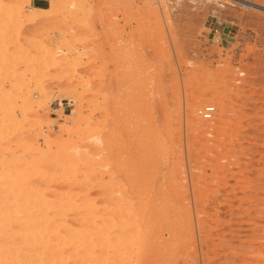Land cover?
I'll return each mask as SVG.
<instances>
[{"label":"rangeland","instance_id":"374dc122","mask_svg":"<svg viewBox=\"0 0 264 264\" xmlns=\"http://www.w3.org/2000/svg\"><path fill=\"white\" fill-rule=\"evenodd\" d=\"M162 252L264 264V0H0V264Z\"/></svg>","mask_w":264,"mask_h":264},{"label":"bare ground","instance_id":"6f19581e","mask_svg":"<svg viewBox=\"0 0 264 264\" xmlns=\"http://www.w3.org/2000/svg\"><path fill=\"white\" fill-rule=\"evenodd\" d=\"M70 3H71V2H70ZM52 5H53V4H52ZM157 117H158V116H157ZM156 120H157V119H156ZM143 123H144V122H143ZM141 125H142V124H141ZM145 125H146V124H145ZM150 125H151V124H150ZM148 126H149V125H148ZM143 128H144V127H143ZM147 128H148V127H147ZM148 129H149V128H148ZM151 129H152V128H151ZM139 130H140V129H139ZM151 131H152V130H151ZM141 134H142V133H141ZM145 134H146V133H145ZM139 135H140V133H139ZM137 136H138V135H137ZM143 136H144V135H143ZM143 136H142V137H143ZM146 136H147V135H146ZM146 136H145V137H146ZM160 136H161V135H160ZM156 137H158V136H156ZM140 138H141V137H140ZM150 138H151V137H150ZM138 139H139V138H138ZM139 140H140V139H139ZM148 140H149V139H148ZM151 140H154V139H151ZM159 140H160V139H159ZM137 141H138V140H137ZM135 142H136V141H135ZM147 142H148V141H147ZM150 142H151V141H150ZM155 142H156V141H155ZM159 142H160V141H159ZM137 143H138V142H137ZM153 143H154V142H153ZM157 143H158V141H157ZM108 144H109V143H108ZM135 144H136V143H135ZM109 145H110V144H109ZM133 145H134V144H133ZM146 145H147V144H146V138H144V139H142V141H139V143L136 144V145L133 147V149H134L133 151H135V152H134L135 155L132 153V154L134 155V157H135L134 160L136 159L137 161H139V159H141L140 156H143V155L146 156V155L148 154V153L146 154V148H147ZM152 145H156V144H152ZM158 145H159V144H158ZM112 146H113V145H112ZM106 147H107V146H106ZM106 147H105V149H106ZM109 147H110V146H109ZM113 147H114V146H113ZM125 147H126V146H125ZM125 147H124V148H125ZM151 147H152V146H151ZM157 148H158V147H157ZM157 148L155 149V151L157 150ZM102 149H104V148H102ZM102 149H101V150H102ZM105 149H104L103 151H105ZM110 149H111V148H110ZM114 149H115V148H114ZM129 149H130V148H129ZM107 150H108V149H107ZM115 150H116V149H115ZM153 150H154V147H153ZM153 150H152V151H153ZM160 150H161V149H160ZM160 150H159V151H160ZM108 151H109V150H108ZM131 151H132V150H131ZM150 151H151V150H150ZM152 151H151V152H152ZM155 151H153V152H155ZM100 152H102V151H100ZM105 152H106V151H105ZM105 152H103V153H105ZM109 152H111V151H109ZM121 152H122V151H121ZM168 152H170V151H168ZM115 153H117V152H115ZM140 153H141V155H140ZM160 153H161V152H160ZM164 153H165V151H164ZM153 154H155V153H153ZM157 154H158V153H157ZM166 154H167V153H166ZM170 154H171V153H170ZM113 155H114V154H113ZM113 155H112V156H113ZM130 155H131V154H130ZM163 155H164V154H163ZM163 155L161 156L162 158L164 157ZM104 156H106V155H104ZM110 156H111V155H110ZM144 156H143V157H144ZM149 156H150V155H149ZM114 157H115V155H114ZM154 157H155V156H154ZM148 158H149V157H148ZM170 158H171V157H170ZM104 159H105V158H104ZM104 159H103V160H104ZM110 159L112 160V158H110ZM172 159H173V158H172ZM136 160H135V161H136ZM148 160H149V159H148ZM167 160H168V159H167ZM167 160H166V161H167ZM104 161H105V160H104ZM130 161H131V160H130ZM132 161H133V160H132ZM140 161H141V160H140ZM142 161H143V160H142ZM114 163H115V162H114ZM131 163H133V162H131ZM144 163H145V162H144ZM166 163H167V162H165V164H166ZM112 164H113V163H112ZM170 164H171V163H170ZM171 166H172V165H171ZM111 167H113V166H111ZM141 167H142V166H141ZM166 167H167V164H166ZM173 167H174V166H173ZM115 168H116V167H115ZM167 169H168V168H167ZM171 169H173V168H171ZM110 170H111L110 172L113 171L111 168H110ZM140 170H141V169H140ZM148 170H149V169H148ZM148 170H147V172H148ZM153 170H154V169H153ZM116 171H117V170H116ZM126 171H127V170H126ZM141 171H142V170H141ZM149 171H151V170H149ZM163 171H165V170H163ZM172 171H173V170H172ZM142 172H143V171H142ZM159 172H160V171H159ZM166 172H167V171H166ZM166 172H164V173L166 174ZM103 173H104V172H103ZM117 173H118V172H117ZM150 173H151V172H150ZM150 173H149V174H150ZM160 173H163V172H160ZM119 174H120V173H119ZM124 174H125V173H124ZM129 174H131V173L129 172ZM149 174H148V176L151 175V174H150V175H149ZM172 174H173V173H172ZM116 175H117V174H116ZM137 175H138V174H137ZM154 175H155V174H154ZM117 176H118V175H117ZM135 176H136V175H135ZM135 176H134V177H135ZM148 176H147V177H148ZM157 176H160V175L158 174ZM157 176L155 175V179H153V180L158 179ZM161 176H163V175L161 174ZM140 177H141V176H140ZM153 177H154V176H153ZM164 178H165V177H164ZM166 178H167V177H166ZM169 178L171 179V177H169ZM145 179H146V178H145ZM151 179H152V178H151ZM159 179H160V178H159ZM159 179H158V181H165V180L163 179V177H161L160 180H159ZM162 179H163V180H162ZM132 180H133V179H132ZM136 180H137V179H136ZM136 180H135V181H136ZM149 181H150V180H149ZM125 182H126V181H125ZM130 182H131V181H130ZM130 182H129V183H130ZM147 182H148V181H147ZM151 182H152V181H151ZM156 182H157V181H156ZM135 183L140 184V183H143V182H142V180L139 179V181H137V182H135ZM154 183H155V181H154ZM159 183H160V182H159ZM159 183L157 182L158 186H160ZM161 183H163V182H161ZM143 184H144V183H143ZM148 184H149V183H148ZM132 185H133V184H132ZM162 185H163V184H162ZM162 185H161V187H162ZM138 186H139V185H138ZM151 187H152V186H151ZM161 187H160V188H161ZM164 187H165V186H164ZM145 188H146V187H145ZM149 188H150V187H149ZM152 188H153V187H152ZM157 188H159V187H157ZM130 189H131V188H130ZM166 190H168V189H166ZM166 190H165V191H166ZM159 191H160V190H158V192H159ZM162 191L164 192V189H163ZM173 192H174V191H173ZM175 193H176V192H175ZM157 194H158V193H157ZM157 194H156V195H157ZM159 194H160V193H159ZM162 194H163V193H162ZM172 194H173V193H172ZM132 195H133V194H132ZM136 195H137V194H136ZM136 195H135V196L133 195V196L136 197ZM153 195H154V194H153ZM167 195H168V194H167ZM173 195H174V194H173ZM130 196H131V195H130ZM133 196H131V197H133ZM161 196L164 197V195H161V194H160L159 197H161ZM150 197H151V196H150ZM155 197H156V196H155ZM157 197H158V196H157ZM165 197H166V196H165ZM167 197H168V196H167ZM136 198H138V197H136ZM138 199H139V198H138ZM118 200H119V199H118ZM118 200H117V202H118ZM134 201H135V200H134ZM151 201L153 202L154 200L151 198V200H150L149 202H151ZM117 202H116V203H117ZM105 203H106V202H105ZM121 203H122V202H121ZM137 203H138V202H137ZM146 203H147V202H146ZM106 204H107V203H106ZM129 204H130V203H129ZM133 204H134V203H133ZM114 205H115V204H114ZM149 205H150V204H149ZM111 206H112V205H111ZM112 207H113V206H112ZM122 207H123V206H122ZM136 207H137V206H136ZM138 207H139V205H138ZM138 207H137V208H138ZM140 208H141V207H140ZM144 208H145V206H144ZM172 209H174V208H172ZM175 209H176V208H175ZM173 211H174V210H173ZM137 212H138V211H137ZM146 212H147V211H146ZM138 213H139V212H138ZM146 214H147V213H146ZM141 215H142V214H141ZM147 219H148V218H147ZM148 221H149V220H148ZM140 222H141V221H140ZM146 222H147V221H146ZM103 223H104V222H103ZM165 223H166V222H165ZM133 224H134V223H133ZM139 224H140V225H138V226H142L143 222H142V224H141V223H139ZM151 224H152V223H151ZM131 225H132V224H131ZM160 225H161V224H160ZM148 226H149V225H147V227H148ZM168 226H171V225H168ZM172 226H173V225H172ZM113 227H114V226H113ZM117 227H118V226H117ZM122 227H123V225H122ZM135 227H136V226H135ZM149 227H150V226H149ZM173 227H175V224H174ZM173 227H172V228H173ZM127 228H128V227H127ZM115 229H116V228H115ZM115 229H114V230H115ZM125 229H126V228H125ZM125 229H123V228H121V227H120V228H117V230H116V231H117V234L115 233L116 235H114V236H118V237H117V239H118L119 236H122L121 234H122L123 232H125V231L128 230V229H127V230H125ZM140 229H141V228H140ZM164 230H166V231L169 233V235L174 234L170 228H168V227H163L161 230H159V231H157V232L155 231V232H156L155 234L152 233V234H154V235H153V237H154L153 239L156 240V242H160V243H161V240H163L162 242L165 241V240H164V239H165V238H164V232L166 233V231H164ZM103 231H104V226H103ZM130 231H131V230H130ZM111 232H113V231L111 230ZM114 232H115V231H114ZM137 232H138V231H137ZM180 232H181V231H180ZM37 233H38V232H37ZM37 233H35V234H37ZM175 233H176V232H175ZM175 235H176V234H175ZM175 235H173V236H175ZM179 235H180V234H179ZM167 236H168V235H167ZM167 236H166V237H167ZM168 237H169V236H168ZM171 237H172V235H171ZM171 237H170V239H171ZM112 238H113V237H112ZM147 238L149 239V237H147ZM24 239H25V238H24ZM55 239H56V238H55ZM117 239L115 238L116 243L118 242ZM153 239H152V240L149 239V241H152L153 243L151 242V244L154 246V244L156 245V243L154 242ZM166 239H167V238H166ZM168 239H169V238H168ZM176 239H177V238H175L173 241L175 242ZM182 239H183V238H182ZM182 239H181V240H182ZM185 239H186V238H185ZM185 239H184V240H185ZM115 240H114V241H115ZM139 240H140V239H139ZM114 241H113V242H114ZM144 241H145V240H144ZM149 241L147 242V240H146L145 242H147L148 245H150V244H149ZM178 241H179V240H178ZM136 242H137V240H136ZM140 242H141V241H140ZM165 242H166V241H165ZM171 242H172V241H171ZM179 242H180V241H179ZM187 242H188V241H187ZM56 243H57V242H56ZM108 243H109V242H108ZM134 243H135V242H134ZM141 243H142V242H141ZM141 243L139 244V241H138V244H139V245L137 244L138 247L141 246ZM109 244H110V243H109ZM114 244H115V243H114ZM142 244H143V243H142ZM144 244H145V243H144ZM162 244H163V243H162ZM145 245H146V244H145ZM157 245H158V244H157ZM160 245H161V244H160ZM160 245H159V246H160ZM135 246H136V244H135ZM165 246H166V243H165ZM138 247H137V248L135 247V248L138 249ZM148 247H152V246H148ZM161 247H162V246H161ZM163 247H164V246H163ZM163 247H162V248H163ZM167 247H170V246L168 245ZM51 248H52V247H51ZM140 248H141V247H140ZM146 248H147V247H146ZM148 249H149V248H148ZM158 249H159V248H158ZM168 249H169V248H168ZM171 249H172V246H171ZM166 250H167V249H166ZM147 251H148V250H147ZM152 251H153V250H152ZM168 251H169V250H168ZM163 252H164V251H163ZM163 252L160 253V254H158V255H156V256H155L154 254L151 255V254H152V253H151V254H150V255H151V258L149 257V260L147 259V261L150 262V264H151V263H152V264H157V263H160V262H164V261H165L166 259H168L169 257L167 258V257H166L167 254L165 255V253L163 254ZM148 254H149V253H148ZM155 254H157V253H155ZM150 255H149V256H150ZM168 255H169V254H168ZM147 258H148V256H147ZM147 261H146V262H147ZM147 264H149V263H147Z\"/></svg>","mask_w":264,"mask_h":264}]
</instances>
